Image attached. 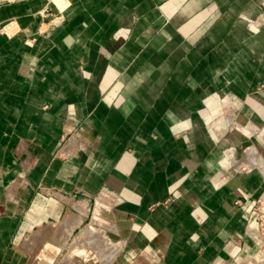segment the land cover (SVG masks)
Listing matches in <instances>:
<instances>
[{
  "label": "crops",
  "instance_id": "0c3cea01",
  "mask_svg": "<svg viewBox=\"0 0 264 264\" xmlns=\"http://www.w3.org/2000/svg\"><path fill=\"white\" fill-rule=\"evenodd\" d=\"M264 0L0 4V264H264Z\"/></svg>",
  "mask_w": 264,
  "mask_h": 264
},
{
  "label": "built area",
  "instance_id": "2783aa9c",
  "mask_svg": "<svg viewBox=\"0 0 264 264\" xmlns=\"http://www.w3.org/2000/svg\"><path fill=\"white\" fill-rule=\"evenodd\" d=\"M16 0H0V4L4 2H13ZM251 219L252 222L258 224L259 229L261 230L264 236V199H258L250 206Z\"/></svg>",
  "mask_w": 264,
  "mask_h": 264
},
{
  "label": "rangeland",
  "instance_id": "374dc122",
  "mask_svg": "<svg viewBox=\"0 0 264 264\" xmlns=\"http://www.w3.org/2000/svg\"><path fill=\"white\" fill-rule=\"evenodd\" d=\"M262 249H263V251H264V238H263V240H262Z\"/></svg>",
  "mask_w": 264,
  "mask_h": 264
}]
</instances>
